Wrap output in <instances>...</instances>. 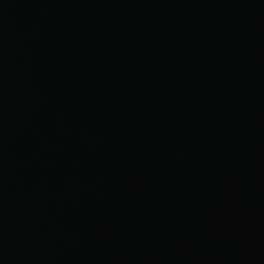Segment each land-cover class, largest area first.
Returning a JSON list of instances; mask_svg holds the SVG:
<instances>
[{"label": "water", "instance_id": "95a60500", "mask_svg": "<svg viewBox=\"0 0 264 264\" xmlns=\"http://www.w3.org/2000/svg\"><path fill=\"white\" fill-rule=\"evenodd\" d=\"M0 264H264V0H0Z\"/></svg>", "mask_w": 264, "mask_h": 264}]
</instances>
